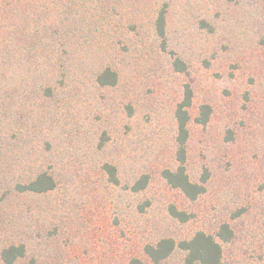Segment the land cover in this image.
Segmentation results:
<instances>
[{
  "label": "rangeland",
  "instance_id": "obj_1",
  "mask_svg": "<svg viewBox=\"0 0 264 264\" xmlns=\"http://www.w3.org/2000/svg\"><path fill=\"white\" fill-rule=\"evenodd\" d=\"M263 36L264 0H0V264L10 245L26 249L16 264L146 261L147 244L214 235L223 223L235 233L224 262L264 264ZM105 67L116 86L96 83ZM186 85L187 172L209 176L195 201L162 176L177 166ZM203 104L213 110L205 126L195 122ZM42 172L54 190H17ZM145 174L147 187L131 191ZM171 206L193 218L179 222Z\"/></svg>",
  "mask_w": 264,
  "mask_h": 264
},
{
  "label": "trees",
  "instance_id": "obj_2",
  "mask_svg": "<svg viewBox=\"0 0 264 264\" xmlns=\"http://www.w3.org/2000/svg\"><path fill=\"white\" fill-rule=\"evenodd\" d=\"M234 1V0H228ZM67 27V26H66ZM157 32L160 37L165 34V13L162 10L156 22ZM64 29L63 31H65ZM79 31V30H78ZM68 35V32L65 31ZM65 35L63 45H66L68 38ZM260 43L264 46V36ZM60 58L54 56L55 63ZM53 63V60H49ZM174 66L178 71L184 72L186 70L185 64L180 60H175ZM118 73L111 67H105L100 70L96 76V83L99 86L113 87L119 82ZM44 95L52 97L54 95L53 88L48 87L43 90ZM193 90L190 85L184 87L183 96L176 106L175 120L177 127L176 135V152L175 158L177 166L175 169H164L162 176L166 182L173 188L180 190L189 200L195 201L206 192V183L208 181V174L202 176L201 182H193L187 172V145L190 138L189 123L191 121L190 108L193 104ZM213 113L212 107L209 104H203L199 108V113L195 118V122L199 125L205 126ZM103 169L109 176V180L114 184H119L117 176V168L112 164H104ZM149 175L141 176L130 187L133 192H140L144 190L149 183ZM56 187L55 178L46 172L37 174L35 178L26 184H19L17 190L22 193L42 194L54 190ZM171 216L181 223H186L193 218V214L186 211L178 210L175 206H171L169 210ZM1 222H0V240H1ZM235 236L234 230L228 223H223L219 226L216 234H208L204 231L197 232L190 239H183L177 241L173 238H162L155 244H147L144 247L146 261L140 258H132L129 264H167L166 261L177 251L185 253L182 264H226L223 260V244L229 243ZM26 257V249L24 245H10L4 248L1 252V258L5 264H16L21 262ZM22 264H36L34 260L24 262Z\"/></svg>",
  "mask_w": 264,
  "mask_h": 264
}]
</instances>
